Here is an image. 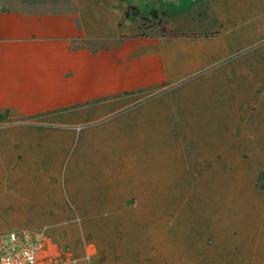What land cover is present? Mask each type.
Listing matches in <instances>:
<instances>
[{
	"label": "crops",
	"instance_id": "crops-1",
	"mask_svg": "<svg viewBox=\"0 0 264 264\" xmlns=\"http://www.w3.org/2000/svg\"><path fill=\"white\" fill-rule=\"evenodd\" d=\"M234 12L229 0H0V234L42 232L45 257L81 264H206L151 233L88 224L135 196L143 101L226 56Z\"/></svg>",
	"mask_w": 264,
	"mask_h": 264
},
{
	"label": "rangeland",
	"instance_id": "rangeland-1",
	"mask_svg": "<svg viewBox=\"0 0 264 264\" xmlns=\"http://www.w3.org/2000/svg\"><path fill=\"white\" fill-rule=\"evenodd\" d=\"M229 1L226 56L143 101L135 163L126 166L135 196L89 230L151 233L206 264H264V0Z\"/></svg>",
	"mask_w": 264,
	"mask_h": 264
},
{
	"label": "built area",
	"instance_id": "built-area-1",
	"mask_svg": "<svg viewBox=\"0 0 264 264\" xmlns=\"http://www.w3.org/2000/svg\"><path fill=\"white\" fill-rule=\"evenodd\" d=\"M45 234L10 231L0 234V264H79L75 259H51L44 256Z\"/></svg>",
	"mask_w": 264,
	"mask_h": 264
}]
</instances>
